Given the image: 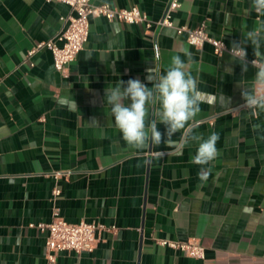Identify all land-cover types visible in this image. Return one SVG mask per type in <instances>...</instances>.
I'll return each mask as SVG.
<instances>
[{
	"label": "crops",
	"instance_id": "1",
	"mask_svg": "<svg viewBox=\"0 0 264 264\" xmlns=\"http://www.w3.org/2000/svg\"><path fill=\"white\" fill-rule=\"evenodd\" d=\"M170 1L91 0L137 7L153 23ZM178 1L174 26L203 24L229 48L257 19L249 0ZM68 13L56 2L0 0V264H48L44 234L30 225L50 222L53 209L68 223L116 229L98 233L92 252H60L54 264H264V127L252 129L264 125V113L250 119L241 107L243 84L256 73L251 44L242 72L230 54L189 45L174 28L90 16L88 40L65 75L46 49L27 60L33 46L61 30ZM185 48L206 93L192 128L219 135L206 182L190 163L195 144L177 133L172 147L131 149L104 102L106 87L118 79L151 87L147 69L156 64L164 71ZM158 130L166 139V126ZM158 239L197 240L205 258L159 246Z\"/></svg>",
	"mask_w": 264,
	"mask_h": 264
},
{
	"label": "clouds",
	"instance_id": "2",
	"mask_svg": "<svg viewBox=\"0 0 264 264\" xmlns=\"http://www.w3.org/2000/svg\"><path fill=\"white\" fill-rule=\"evenodd\" d=\"M249 11L254 12L257 19L250 27L243 26L240 31L243 39L232 43L230 55L233 62L240 64L242 72H246L249 64L246 46L249 43L252 46L255 58L250 63L256 73L243 84L241 97L244 104L241 107L250 119H258L264 113V0H249ZM223 48L224 45L221 50ZM192 63V54L185 48L182 55L171 56L164 71L156 64L147 69V81L151 87L139 79L127 82L118 79L114 86L106 87L104 102L110 108L123 141L131 149L145 150L162 144L172 147L177 133L181 134L186 145L195 144L190 163L200 166L198 178L206 182L210 171L208 166L219 155V135L211 132L205 137L192 128L206 95L198 86V78L190 71ZM73 103L76 106L74 100ZM160 124L166 126V139L158 130ZM262 127L261 123L252 124L253 131Z\"/></svg>",
	"mask_w": 264,
	"mask_h": 264
},
{
	"label": "built area",
	"instance_id": "3",
	"mask_svg": "<svg viewBox=\"0 0 264 264\" xmlns=\"http://www.w3.org/2000/svg\"><path fill=\"white\" fill-rule=\"evenodd\" d=\"M47 3L56 2L69 8L67 16L62 18V28L52 38L37 43L27 52L29 60L37 51L48 50L52 55L55 70L63 75L67 72V66L75 60L80 51L83 50L89 34L90 16L103 17L107 21H120L129 25H143L150 28L153 24L174 28L177 34H186V42L196 48L204 44H210L217 56L230 54V49L223 41L210 37L203 24L195 29L174 26L171 13L180 7L178 0H171L166 14L156 23L151 22L147 15L137 7L129 9L112 8L108 4H93L91 0H44ZM224 48L221 50L222 46ZM222 52V54H221ZM54 178H60V174L55 173ZM60 190H53V197L56 198ZM30 227L37 228L45 237V254L48 264L56 262L57 254L60 252H75L77 254L92 252L98 241L97 234L102 231L115 233V228H106L104 225L87 223L66 222L58 209H53L52 217L48 223L31 224ZM156 244L168 247L174 251H180L186 256L203 260L205 258V248L197 240L186 242L172 241L166 239L155 240Z\"/></svg>",
	"mask_w": 264,
	"mask_h": 264
}]
</instances>
